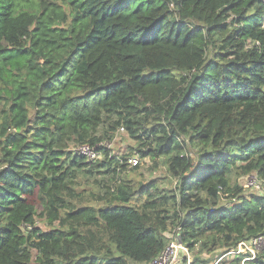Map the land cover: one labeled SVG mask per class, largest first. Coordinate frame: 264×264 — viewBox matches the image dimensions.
<instances>
[{
  "label": "trees",
  "instance_id": "obj_1",
  "mask_svg": "<svg viewBox=\"0 0 264 264\" xmlns=\"http://www.w3.org/2000/svg\"><path fill=\"white\" fill-rule=\"evenodd\" d=\"M233 170L264 182V0H0V264H148L176 228L241 264L264 195Z\"/></svg>",
  "mask_w": 264,
  "mask_h": 264
},
{
  "label": "built area",
  "instance_id": "obj_2",
  "mask_svg": "<svg viewBox=\"0 0 264 264\" xmlns=\"http://www.w3.org/2000/svg\"><path fill=\"white\" fill-rule=\"evenodd\" d=\"M124 133V129L120 127L115 133L114 137ZM100 147L110 149V142H102L97 146H90L88 144L76 145L72 147V151L80 156H84L87 161L94 162L101 158ZM129 167H134L139 164V160L136 156L128 159ZM248 186L257 192V194L264 195V182L260 180L255 174L251 175L248 181ZM179 228L173 229L168 234V241L162 252L148 264H178L179 257L182 256L187 262H190L188 249L179 241ZM264 243L262 238H255L250 243L240 242L235 249H231L226 252L221 258L227 257H242L241 264L245 261H250L255 257L256 251L260 245ZM189 264V263H188Z\"/></svg>",
  "mask_w": 264,
  "mask_h": 264
},
{
  "label": "rangeland",
  "instance_id": "obj_3",
  "mask_svg": "<svg viewBox=\"0 0 264 264\" xmlns=\"http://www.w3.org/2000/svg\"><path fill=\"white\" fill-rule=\"evenodd\" d=\"M110 145H111V150L113 152V154L115 155H123L127 152L128 147L133 146V141L126 135V133H121L119 135H117L116 137H113L112 141H110ZM140 163V162H139ZM139 169L138 172L139 173H143L144 176H146V178L148 179H154L156 180L158 186L160 189L164 190V191H170L174 188L175 185V181L166 173L165 168L160 167L158 168L156 171H154V173L152 174V176L148 175V171L149 168L152 165V162L148 159H145L143 161H141V163L139 164ZM253 174H240L238 171L236 172L235 170H233V172L230 174V183L231 185H237L239 187H241L242 190H244V192L246 194H251V193H257L254 190H252L249 186H248V181L250 176ZM87 178V177H86ZM84 178V179H86ZM102 178L101 176H97V175H92L89 180L93 181L94 179H100ZM83 179V178H82ZM260 194V192H259ZM223 203L228 204L230 202L228 201H223ZM39 211V208H38ZM43 224H41L39 222V227H42ZM264 249V243H262L259 247V252L262 251ZM197 256H196V255ZM198 258L201 263L200 264H215V257L213 255H208L205 253H199L197 254V250H195L193 253L189 252V259L190 262L184 263L183 262V257L180 256L179 258V262L178 264H190L193 260V258ZM232 257L228 258L227 261H229ZM242 262V260H241ZM131 264H135L133 262H131ZM245 264V262H244Z\"/></svg>",
  "mask_w": 264,
  "mask_h": 264
}]
</instances>
